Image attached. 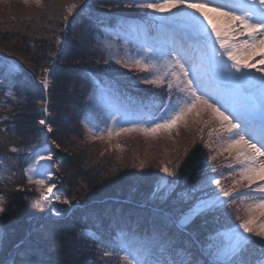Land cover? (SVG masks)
<instances>
[{"label": "trees", "instance_id": "obj_1", "mask_svg": "<svg viewBox=\"0 0 264 264\" xmlns=\"http://www.w3.org/2000/svg\"><path fill=\"white\" fill-rule=\"evenodd\" d=\"M63 1L0 3V158H16L13 173L18 179L0 180L5 210L0 264H98L105 249L112 250L110 255L128 248L141 252L152 238L169 251L187 254L189 261L195 254L204 264L208 257L200 243L203 226L212 230L213 221L222 227L232 225L239 216L237 208H242L241 199H235V205L227 200L221 207L228 210L220 207L217 220L197 219L181 230L176 226L180 205L174 200L166 203L167 196L154 191L151 178L139 169L141 153H123L106 147L102 139L84 138L83 123L93 119L89 98L95 88L107 83V92L134 112H127L132 121L155 114L163 106L166 91L134 89L132 83L116 77L118 70L105 64L102 45L95 39L120 28L128 18H142L150 24L151 20L122 0H77L68 14ZM152 27L147 28L151 34ZM44 78L49 82L47 89L40 83ZM40 119L51 123V133L39 124ZM206 124L197 122L191 136L205 141ZM186 134H177L176 141L192 142ZM47 141L59 145L57 171L64 197L77 204L73 207L49 201L21 179L25 157ZM158 150L167 151L164 146ZM159 151L146 159L151 170L159 166ZM216 159L196 161L192 176H187L192 181L177 190L190 183L200 185L201 179L214 174L220 165ZM184 169H180L182 175ZM50 207L61 216L48 214Z\"/></svg>", "mask_w": 264, "mask_h": 264}, {"label": "rangeland", "instance_id": "obj_2", "mask_svg": "<svg viewBox=\"0 0 264 264\" xmlns=\"http://www.w3.org/2000/svg\"><path fill=\"white\" fill-rule=\"evenodd\" d=\"M19 2L40 4V0H0V3L3 4V6H11L13 3ZM150 2H154V0H122V3L126 6L131 5L143 12V15L148 21L149 18L154 19V10L139 8L136 5L138 3ZM76 3L77 0H64L62 6L68 14L74 9L72 8L71 11H69L70 6L73 4L76 5ZM240 3L241 1L239 0L230 5ZM112 4V1L108 3L109 6ZM144 21L145 20L142 18H128L125 23H120V28L117 27L115 30L108 31L103 36L96 35L95 39L102 45V51L106 59L105 64L118 70L117 72H114L116 77L120 78L122 81H127V83H132L131 86L134 89L151 90L152 88H161L166 91L163 106L155 114L144 115L141 118L132 121V114H127V112L131 111L128 110L127 107H124V105L121 106V101H117L112 93L107 92V86H110L107 83V86L102 89L100 87L95 88L89 98L93 105V119L83 123L86 132L84 138L87 140L93 138L101 139L100 137L103 136L104 139L102 140L108 148L113 147L119 151H123V153L127 152L128 154L134 153L136 155V153H141V165H143V167L139 169L151 178L154 184V191L165 196L176 191L178 186L181 187L182 185H188L189 182L192 181V179L187 176H192L191 169L195 167L196 161L198 162L206 158L208 161L211 160L217 162V159L213 160L212 157L218 156L216 158L220 160L218 161L220 165L217 167L216 172L210 174L207 179L203 178V180H200L199 186L203 189L201 195L205 196V198L210 196L211 199H216L218 196L220 200L226 202L229 198L223 195L224 191L232 192L233 199H241L240 202H243L242 208H237L239 216L246 218L248 215V206L253 205V207H255V205L260 202L262 198L261 196H263L264 192H261L259 189L264 187V185L259 179H257L256 183L251 185H248L247 181L241 180L240 172L243 165L237 159L238 154L235 150H233L231 154L224 151L227 144V136L222 132L218 133L214 130L219 128V125L215 121H212V123L210 122L211 124L207 123L206 125H203L205 127V141H203L199 135L191 136L193 132H190V130L193 126H197V122L201 121L204 123L205 120L209 119L206 113L201 117H195L194 113H190L185 117L183 122L173 126L168 131L160 130L155 134L147 135L142 131H132L121 133L119 136L115 135V132L119 131L120 128L142 127L149 129L156 123H163L165 119H168L173 115L172 109L178 111V106H182L187 99V93L182 91V86H177V82L173 80L170 75H164L165 72L169 71L166 61L171 60L174 53L172 52V56L160 55L162 51L168 52L171 50L170 44L163 35L162 27ZM151 27L154 28L152 31L153 34L147 30V28L150 29ZM191 31L193 32V29H191ZM198 34V44L201 48L203 47L207 50H211L209 61H211L212 64L219 65L223 70L226 66V63L224 62L225 60L223 59L225 54L223 50L218 51L213 48L215 47L213 43L217 41L215 34L204 32H198ZM184 35L188 36V32L185 31ZM117 61H119V63H117ZM135 61H141L145 65H155V67L142 69L135 66ZM230 71L236 76L240 75V73H236L234 70ZM157 76H163V82L159 85L147 84L144 82L145 79H153ZM244 76L246 75L244 74ZM227 78L228 80L221 81L218 78L216 70L211 66L208 71V79L211 82V86L197 89L198 94L207 93L209 101L215 103L216 106L219 107L221 111L225 112L226 115H232L231 111L228 109H234L236 106L231 98L234 92L238 91L236 89V84L231 80V77L227 76ZM169 82L172 83L171 88L168 87ZM95 83L97 84L96 81ZM245 96L246 95L242 97ZM140 110L141 108L139 111ZM131 113L134 112L132 111ZM236 118L237 119L234 120V122H238L241 119L238 116ZM89 129H91V131H89ZM109 130L113 131L111 137H108ZM180 132L187 133L186 135H188L192 141L188 143L189 145L176 141L175 137ZM212 133H216V135H213ZM204 145L205 147H203ZM161 146H164L167 151H159L158 149L161 148ZM208 146L211 148L210 150ZM56 149L57 147L53 142L47 141L43 146L39 147V149H36L35 152L29 153V155L26 156L27 158L25 157L26 162L24 169H22L23 176L21 179H23L26 182V185L29 186L28 189H34L41 196L49 199V201L63 203L64 200L68 199L64 197L63 186L57 171V160L55 158ZM155 151H159V153L156 154L159 166L154 170H151V166L147 167L146 165V159ZM49 154H52L53 156L51 161L40 159L41 155L46 157ZM174 157L175 159H178V161H176ZM240 158H243L242 154H240ZM187 159L190 160L191 163L186 165L184 160L186 161ZM15 160V157L13 158L10 156L0 158L1 181L11 183L18 180L14 178L17 175L15 176V173H13V170L16 167ZM163 167H168L170 170L174 171L176 175H167L161 170ZM182 167L186 168L183 171L185 175H182L180 172ZM29 177H31V180ZM38 180H44L45 183L43 185H38L35 183V181ZM215 180H219L220 184L217 185L214 182ZM237 181H241V183L238 185ZM50 187L52 188L51 192L48 191ZM237 193L240 195L238 196ZM56 197H60V199L58 200ZM3 199L4 198L0 194V207L2 208ZM66 205L67 207H70L72 203ZM221 209L224 211L228 210L224 207H221ZM48 210V214L54 218H58L61 214V212H59V215H56V211L51 207ZM256 211L258 219L257 224L254 226L258 228L259 221L264 219V217H259V210L257 209ZM3 213L4 211L0 212V235L2 231L1 224L3 222ZM232 214L234 215L236 213L234 212ZM217 215H219V213ZM217 215L215 216L216 220ZM176 223V226L179 229L187 230L185 226L180 225L179 218L176 220ZM239 223L240 221L237 220L230 226L222 227L216 221H213L214 226H212V230H208L203 226V231L205 233L212 232L213 234H215V232H226L230 229H237ZM240 231L242 232V230ZM158 244L159 240L157 238H152L145 246V249H143L144 251L138 252L128 248L123 249L119 255H117V253H114L116 255H104L106 251L108 253L112 252V250L105 249L100 256V262L99 259H97L98 264H126L123 259L125 255H129L130 257L135 255L140 259L142 264H144L145 261H147L148 264H157V262H159V264H172L171 260L172 262L174 261L175 264H177L178 261H189L187 254L182 253L179 250L174 252L170 250V252L168 249ZM199 248L202 247L198 246V249ZM258 255V251H253L249 254V258L255 259ZM175 257H178L179 259L176 260Z\"/></svg>", "mask_w": 264, "mask_h": 264}, {"label": "snow or ice", "instance_id": "obj_3", "mask_svg": "<svg viewBox=\"0 0 264 264\" xmlns=\"http://www.w3.org/2000/svg\"><path fill=\"white\" fill-rule=\"evenodd\" d=\"M212 0H205V2L195 3L189 2V0H154L150 3H138L136 6L143 9H152L155 12H171L172 9L189 8L194 9L202 16L203 20L210 26L211 32L215 34L216 40L219 42L220 47L224 50L229 60L232 61L230 69H235L236 73H240L236 76L231 73L228 66L223 69L226 76H230L231 80L235 82L236 89L240 95H251L253 92L258 91L261 98V108L259 112V119L257 120L255 115L242 111L240 116L244 119L245 123L242 125L239 122H234L236 117L231 114L226 115L221 111L215 103L210 102L207 97V93L198 94L197 87L194 86V82L189 78V69L185 67L181 62L179 56H173L171 60L166 61L168 72L164 75H170L173 80L177 82V86H182V91L187 93V99L182 106H178L179 110L172 109L173 115L165 119L163 123H156L149 129L145 128H120L115 132V135L119 136L121 133L142 131L147 134H155L160 130L168 131L173 126L183 122L185 117L190 113H194L195 117H201L203 114H207L208 120L205 123L215 121L218 125V129H214L218 133H224L227 136V144L224 151L232 153L233 150L237 152V159L243 165L241 168L240 176L242 181H247L248 185L256 183L257 179L264 180V161H258V157H264V77L257 82H250L244 76L242 69L251 67L248 63H241V57L238 54L239 51H244L246 55L243 59L247 60L250 56L256 53H264V0H243V3L236 5H229L228 10L225 11L224 5H216L215 7H209ZM76 5L70 6L69 11L75 8ZM188 17L191 26L195 30H205V25L200 23L196 17H192L190 14H183ZM173 24L181 19L178 13H173ZM217 17L225 18L223 24L216 23ZM67 17H65L66 19ZM247 37L236 43L234 40L229 41L228 37ZM175 49H171L168 52H161L160 55L172 56V52ZM119 63V61H117ZM260 64H264V57L259 61ZM135 66L139 68H154L155 65H145L141 61H135ZM48 71V69H45ZM192 73L199 79V72L196 68L192 69ZM145 83L159 85L163 82V76H157L153 79H145ZM44 89L49 87V82L46 78L42 81ZM168 87H172V83L169 82ZM48 111L47 108L44 109ZM39 124L43 125L49 133L53 131L50 122H46L45 119H40ZM259 129L260 146H257L256 142H253L249 129ZM91 131V129H89ZM113 135V131H108V137ZM248 137L247 139L245 137ZM104 139L103 136L100 137ZM55 144V141H53ZM242 146V147H238ZM56 147H59L57 144ZM13 152L17 151L16 148L12 149ZM242 154L243 158H240ZM41 160L53 159L52 154L48 156H40ZM216 159L215 156L212 157ZM143 167V165H141ZM169 176H174L176 173L170 170L168 167L161 169ZM31 180V177H29ZM217 185L220 184L219 180L214 181ZM38 185H43L44 180L35 181ZM241 181H237L239 185ZM54 187V185H53ZM264 192V187L259 189ZM49 192L52 191L50 187ZM203 189L197 183H190L189 186L182 190H176L167 196L166 203L175 200L180 205L179 223L181 226L194 225L197 219L207 220L214 218L220 211V207L225 203L217 196L216 199H211L210 196L205 198L201 195ZM223 195L229 198L232 205L236 204L233 199V194L230 191H224ZM239 196L240 194L237 193ZM58 200L60 197H56ZM63 203H71L69 200H64ZM172 205L171 207H175ZM259 210V217H264V198H261L260 202L253 207L248 206V215L246 218L237 216V220L240 221L237 229H230L226 232H212L205 233L204 238L200 240L203 247V251L206 252L208 259L204 264H264V219L259 221L258 228L254 225L257 224V211ZM5 211L0 207V212ZM171 211V208L169 209ZM59 215V212L55 213ZM242 230V232L240 231ZM258 238V239H257ZM199 239V237H198ZM253 251H258L259 255L255 259H250L249 254ZM104 255H109L106 251ZM126 264H142L140 259L135 255L131 257L125 255L123 257ZM22 264H29L28 261H23ZM144 264H148L147 261ZM159 264V262H157ZM172 264H175L173 261ZM181 264H200V260L194 254L190 261L181 262Z\"/></svg>", "mask_w": 264, "mask_h": 264}, {"label": "bare ground", "instance_id": "obj_4", "mask_svg": "<svg viewBox=\"0 0 264 264\" xmlns=\"http://www.w3.org/2000/svg\"><path fill=\"white\" fill-rule=\"evenodd\" d=\"M239 1V0H212L210 4H208L209 7H215L216 5H224V10H228V6L230 4H233V2ZM241 3H243V0H240ZM189 2H205V0H189ZM258 0L257 5L258 7ZM173 13H178L181 17L175 24H173ZM188 13L192 17H196L200 23L205 25V30H195L191 26V22L188 17H185L183 14ZM154 19L151 21L153 25H160L162 27L163 35L167 39L168 43L170 44L171 49H175L173 51L174 56H179L181 59V62L184 63L185 67L189 69L190 76L189 78L193 80L194 86L197 88H205L211 86V82L208 79V71L209 68H212L216 70L218 74V78L221 81L228 80L227 76L221 69V67L217 64H212L210 59L211 50H207L206 48H201V46L198 44L199 41V33H212L210 26L207 25V22L203 20L202 16L198 12H196L194 9L189 8H180V9H172L171 12H155L153 13ZM216 23L223 24L225 22V18L223 17H217ZM154 29V28H153ZM193 29V32L191 31ZM188 32V36L184 35V32ZM192 32V33H191ZM203 37V35H202ZM229 41H235L236 43H239L240 41L247 39V37H228ZM213 45L215 49L218 51L223 50L220 47V44L218 41L214 42ZM224 51V50H223ZM238 54L241 57V63H248L251 65V67L242 69V72L246 75V78L251 82H259L262 77H264V64H260L259 61L262 57H264V53H256L252 56H250L247 60L243 59V57L246 55L244 51H239ZM226 63V66L230 69V66L232 64V61L229 60L228 56L225 54V57L223 58ZM196 68L199 72V79L196 78V76L192 73V69ZM234 70L235 69H230ZM232 101L236 106L234 109H228L231 111L233 116L240 117L239 123L242 125L245 123L244 119L240 116V113L242 111H246L248 113H251L255 115L256 119H259V112L261 108V98L258 91L253 92L251 95H246L245 97H242L238 92H234L232 95ZM250 135L252 137L253 142L257 143V146H260V135H259V129L256 130L249 129ZM248 138L247 136L245 137ZM242 147V146H240ZM258 161H264V157H258ZM260 182L264 185V180H260ZM264 198L263 196H261Z\"/></svg>", "mask_w": 264, "mask_h": 264}]
</instances>
